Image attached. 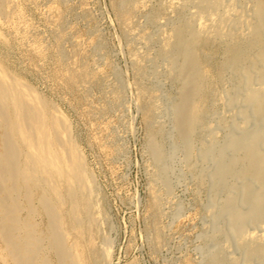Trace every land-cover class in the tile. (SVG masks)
I'll return each instance as SVG.
<instances>
[{
    "label": "bare ground",
    "instance_id": "bare-ground-1",
    "mask_svg": "<svg viewBox=\"0 0 264 264\" xmlns=\"http://www.w3.org/2000/svg\"><path fill=\"white\" fill-rule=\"evenodd\" d=\"M7 6L0 0V19L10 17ZM147 6L135 1V10ZM153 13L176 16L161 51L178 93L174 130L198 189L208 184L212 194L210 264H264V0H160ZM72 126L0 60V264H111L109 241L100 250L97 243L106 221L101 188ZM150 150L156 209L169 194L161 130L151 132Z\"/></svg>",
    "mask_w": 264,
    "mask_h": 264
},
{
    "label": "rangeland",
    "instance_id": "rangeland-1",
    "mask_svg": "<svg viewBox=\"0 0 264 264\" xmlns=\"http://www.w3.org/2000/svg\"><path fill=\"white\" fill-rule=\"evenodd\" d=\"M135 1L7 0L0 60L73 125L101 188L107 222L97 243L100 250L109 241L111 264H210L217 251L207 210L212 194L208 184L198 189L175 131L178 93L161 51L176 16L155 17L160 0H144L142 11L135 10ZM183 14L190 17L188 10ZM157 130L163 132L169 194L155 209L153 194L161 186L150 136ZM216 198L223 200L222 191ZM229 243L233 260H239Z\"/></svg>",
    "mask_w": 264,
    "mask_h": 264
}]
</instances>
